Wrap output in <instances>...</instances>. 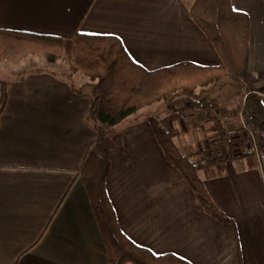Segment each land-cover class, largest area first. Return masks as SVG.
I'll list each match as a JSON object with an SVG mask.
<instances>
[{
  "label": "crops",
  "instance_id": "obj_1",
  "mask_svg": "<svg viewBox=\"0 0 264 264\" xmlns=\"http://www.w3.org/2000/svg\"><path fill=\"white\" fill-rule=\"evenodd\" d=\"M194 3L0 0V29L66 39L76 31L114 35L148 70L184 61L216 66L215 51L189 14ZM232 4L251 17L247 80L264 101V0ZM87 83L82 73L42 69L0 75V102L6 91L0 113V264L110 261L81 173L98 142ZM170 115L163 112L160 119ZM132 117L107 138L106 188L122 232L156 254L173 253L192 264H264V172L258 158L215 165L199 161L198 173L212 201L230 220L221 222L198 208L192 187L166 159L149 121L154 116L140 110ZM190 123L183 130L173 120L170 127L180 151L198 161L220 137L212 120Z\"/></svg>",
  "mask_w": 264,
  "mask_h": 264
},
{
  "label": "trees",
  "instance_id": "obj_2",
  "mask_svg": "<svg viewBox=\"0 0 264 264\" xmlns=\"http://www.w3.org/2000/svg\"><path fill=\"white\" fill-rule=\"evenodd\" d=\"M189 14L215 51L218 65L202 66L184 61L148 70L132 58L122 40L114 35L76 31L71 39H66L0 29V60L20 61L33 53L73 57L72 71L88 78L85 88L93 95L89 118L94 122L98 142L89 153L81 173L110 251L108 264H192L173 253L159 255L134 243L122 232L107 192L106 182L111 170L107 138L115 135L118 124L143 108L161 101L168 103L174 117L170 115L165 120L150 117L153 131L168 162L182 173L195 192L198 208L211 213L219 221L230 222L217 209L198 173L199 161L210 165L218 163H209L203 158L206 150L200 160L192 161L173 141L177 132L170 127L171 120L179 117V110L184 109L183 102H189L195 109L193 118L212 120L223 129L222 116L225 114L226 120L231 117L225 112L224 103L236 101L237 117L242 113L243 119L250 124L255 137L253 145L258 148L256 157L264 172V101L255 85L249 87L247 80L251 17L247 12L235 9L232 0H195ZM5 101L4 88L0 113ZM224 139L225 135L212 147L226 150L228 145ZM239 141L243 147V139ZM254 153L255 148L245 155Z\"/></svg>",
  "mask_w": 264,
  "mask_h": 264
},
{
  "label": "rangeland",
  "instance_id": "obj_3",
  "mask_svg": "<svg viewBox=\"0 0 264 264\" xmlns=\"http://www.w3.org/2000/svg\"><path fill=\"white\" fill-rule=\"evenodd\" d=\"M74 63L73 57H57L54 55H45V54H29L26 57L22 58L20 61H11V60H0V75H4L7 77H16L20 72L42 69V70H49L55 71L58 74L66 75L72 74V65ZM73 73H80V72H73ZM249 87L253 86V82L250 80L248 81ZM198 91V90H197ZM225 102V101H224ZM225 112L227 111V115L230 114L231 117L229 119H225L227 117L222 116L223 119V129H220L216 123H214V127L216 130L215 136L222 137L228 132L230 128L239 127V117H237L236 113V101L225 102ZM184 109L179 110V112L183 113L184 117L180 119L179 117L174 118V120H178L179 123L182 125L183 130L188 128V125L191 124L190 121L193 118L194 110L189 102H183L181 105ZM168 108V103L166 101H161L154 103L151 106H147L142 109V112L148 115H152L154 117L161 118L163 116V112L166 115H170L174 117V112L172 113L171 110ZM171 112V113H170ZM177 112V111H176ZM178 112V113H179ZM133 118V117H132ZM136 118V117H134ZM173 120H171L172 122ZM225 122V123H224ZM205 125V124H204ZM203 126V125H202ZM205 127V126H204ZM190 136V133H187ZM199 138V137H198ZM207 137L200 138L199 140L203 141V145L205 144V140ZM239 139V137H238ZM250 155V154H249ZM256 156L255 154H252ZM248 155L241 154L240 157H245ZM239 157V158H240Z\"/></svg>",
  "mask_w": 264,
  "mask_h": 264
},
{
  "label": "built area",
  "instance_id": "obj_4",
  "mask_svg": "<svg viewBox=\"0 0 264 264\" xmlns=\"http://www.w3.org/2000/svg\"><path fill=\"white\" fill-rule=\"evenodd\" d=\"M184 114L179 112V118L182 119ZM240 125L239 127L230 128L225 134V141L227 142V149H217L212 146L206 149L203 158L209 163H219L221 160L231 162L241 154H245L248 150L255 148V155H258V148L253 145L255 137L251 131L250 124L243 119L242 113H239ZM243 139V147L240 145L239 139ZM255 144V143H254Z\"/></svg>",
  "mask_w": 264,
  "mask_h": 264
}]
</instances>
